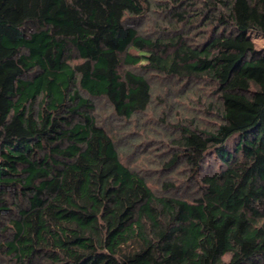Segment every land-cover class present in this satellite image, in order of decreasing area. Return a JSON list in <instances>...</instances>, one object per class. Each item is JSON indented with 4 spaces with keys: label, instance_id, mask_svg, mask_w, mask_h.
<instances>
[{
    "label": "trees",
    "instance_id": "obj_1",
    "mask_svg": "<svg viewBox=\"0 0 264 264\" xmlns=\"http://www.w3.org/2000/svg\"><path fill=\"white\" fill-rule=\"evenodd\" d=\"M204 1L217 28L191 46L139 33L148 0H0V213L6 191L23 201L13 264H264V49L251 36L264 0ZM121 64L214 87L219 123L179 125L167 162L199 181L192 200L154 193L93 117L89 98L124 119L150 104L148 78Z\"/></svg>",
    "mask_w": 264,
    "mask_h": 264
},
{
    "label": "rangeland",
    "instance_id": "obj_2",
    "mask_svg": "<svg viewBox=\"0 0 264 264\" xmlns=\"http://www.w3.org/2000/svg\"><path fill=\"white\" fill-rule=\"evenodd\" d=\"M216 9H207L204 0H148L140 17L133 19L139 33L159 38L165 42L182 36L185 43L195 46L215 31L213 16ZM183 13L180 18L176 14ZM256 49H264V35L252 34ZM175 47L169 45L166 54ZM132 52V50H131ZM78 61L75 54L72 62ZM133 70L144 74L150 83L151 101L144 112L129 119L119 118L103 98H89L93 103V117L108 131L123 164L145 178L151 190L160 195H172L192 200L199 188V181L182 160L168 166L171 156L178 152L172 141L178 134V126L193 122L200 128H213L219 123L212 110L206 111V103H219L214 87L207 80L185 81L153 71L121 64L119 71ZM80 95L87 97L84 92ZM6 191L5 205L8 210L0 213V264H13L5 247L11 239V219L16 218L20 197Z\"/></svg>",
    "mask_w": 264,
    "mask_h": 264
}]
</instances>
